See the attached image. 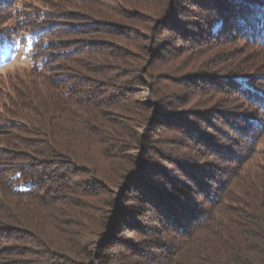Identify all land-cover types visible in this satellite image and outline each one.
<instances>
[{"label": "trees", "instance_id": "obj_1", "mask_svg": "<svg viewBox=\"0 0 264 264\" xmlns=\"http://www.w3.org/2000/svg\"><path fill=\"white\" fill-rule=\"evenodd\" d=\"M73 1L102 0H0V76L14 57L30 76L0 106V264H264V61L183 77L217 96L201 113L132 100L149 69L117 75L99 60L115 48L64 39L110 30L69 24ZM167 2L150 66L232 38L264 52V0Z\"/></svg>", "mask_w": 264, "mask_h": 264}, {"label": "rangeland", "instance_id": "obj_2", "mask_svg": "<svg viewBox=\"0 0 264 264\" xmlns=\"http://www.w3.org/2000/svg\"><path fill=\"white\" fill-rule=\"evenodd\" d=\"M166 3H168L167 0H102L97 5L94 4V6H91V11L82 12L79 8V3L73 1L69 3L68 8L79 10L74 11L77 13V16H70L68 19L69 24H77L83 20H89L85 17H92L93 15L95 16V18L93 17L95 20H106L107 23L104 24L109 25L110 30H104V33L108 34H72L71 36L63 37H66L64 39H67V37L68 39L97 38L98 40H103L104 45L115 48V50L108 51L99 56V60L107 67V70L111 67V71H116L117 75L129 74L130 77H140L141 74L134 72V69H137L135 67L141 66L145 70L149 69L147 75L143 76L146 82L149 81L148 83L145 82L146 85L148 84L147 86L142 88L141 84L138 86L137 83L134 82L128 84L134 91H138L136 92L138 94H136L135 98L132 97V100H150L152 93H158L165 101L171 100L173 108L192 107L199 113L210 110V108H213L217 96L215 97L209 90L201 88L203 84H208L209 82H200L199 85L189 82L188 85L183 81V77H186L187 74L196 70L217 72L221 69L215 70L212 66L219 68L220 65H227L229 62H235L247 67L253 60L254 62H258V60L264 61V52H256L253 46L244 44L241 38H232L225 41L222 45L213 46V48L194 50L196 49L195 47L192 49L185 46L181 51H166V54H162L161 59H158L157 63L150 66V59L153 58V51L155 47L158 46L156 43L161 42L158 48L162 45V40L158 37L160 33H164L161 31L159 34L155 33L158 31L159 25L157 17H155L156 15L153 16V13L158 11L162 12ZM63 4L64 3L60 5L63 6ZM143 10L147 12L143 13ZM149 13L153 17L149 16ZM68 27L69 25L65 26V28ZM181 44V42H178V46ZM186 44L189 45L188 43ZM140 58L143 60H140ZM21 63L22 61L19 58H12L9 66L7 69L5 68V70H3V75L0 76V106L3 105V108L6 109L5 111L13 109L11 101L16 100L13 86L15 90L18 89V91H21L20 88L16 86V80H25L30 77L28 69L20 65ZM259 71L264 72V67H260ZM112 74L114 73L110 72V76ZM4 93L9 96H5ZM207 114L208 112L205 118H208L209 115ZM130 117L133 118L132 116ZM210 131L214 132L215 130L213 129ZM229 131L234 134V131ZM153 137L161 140L165 137V134H156ZM261 143L264 149V133ZM260 157H263V155L261 154ZM248 165L250 166V164ZM135 185L136 184L131 183L130 188L123 193L127 195L129 191L134 189ZM146 192V190H139L135 196V200L133 201L134 198L131 200L133 201V205L138 203L139 199L137 196H140V194L147 196V194H145ZM115 206L119 211H123L127 208V203L117 195ZM112 221L114 222L115 219L113 218L111 222ZM132 235L133 233L131 231L125 233L126 237ZM106 237L103 239L106 240ZM91 262L98 264L95 257Z\"/></svg>", "mask_w": 264, "mask_h": 264}]
</instances>
